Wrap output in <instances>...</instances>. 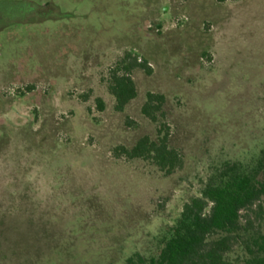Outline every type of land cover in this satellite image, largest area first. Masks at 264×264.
Listing matches in <instances>:
<instances>
[{"label": "rangeland", "instance_id": "374dc122", "mask_svg": "<svg viewBox=\"0 0 264 264\" xmlns=\"http://www.w3.org/2000/svg\"><path fill=\"white\" fill-rule=\"evenodd\" d=\"M126 52L149 71L117 111L109 71ZM149 92L166 96L157 121ZM161 128L174 172L119 151ZM263 150L264 0H0V264L155 253L216 167ZM244 240L226 264H246Z\"/></svg>", "mask_w": 264, "mask_h": 264}, {"label": "trees", "instance_id": "16d2710c", "mask_svg": "<svg viewBox=\"0 0 264 264\" xmlns=\"http://www.w3.org/2000/svg\"><path fill=\"white\" fill-rule=\"evenodd\" d=\"M148 69L146 59L126 52L109 71V91L115 97V109L123 111L137 97L134 68ZM166 96L149 92L142 113L157 121ZM101 110L104 101L97 99ZM119 151L130 158L151 159L162 171L170 174L182 160L169 143V133L159 129L157 138L144 136L136 144ZM247 217L242 218V212ZM253 213L264 221V150L251 163L227 161L208 176L200 196L192 197L173 225L159 237V247L148 256L135 252L125 264H226V256L243 237L248 258L246 264H264V231L251 232Z\"/></svg>", "mask_w": 264, "mask_h": 264}]
</instances>
